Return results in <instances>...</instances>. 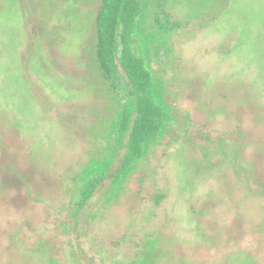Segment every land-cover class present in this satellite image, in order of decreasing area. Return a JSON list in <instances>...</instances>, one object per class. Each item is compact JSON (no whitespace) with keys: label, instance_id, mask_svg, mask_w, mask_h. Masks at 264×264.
<instances>
[{"label":"rangeland","instance_id":"1","mask_svg":"<svg viewBox=\"0 0 264 264\" xmlns=\"http://www.w3.org/2000/svg\"><path fill=\"white\" fill-rule=\"evenodd\" d=\"M142 4L171 119L77 218L83 175L119 164L129 101L96 61L100 0H0V264H264V0Z\"/></svg>","mask_w":264,"mask_h":264},{"label":"trees","instance_id":"2","mask_svg":"<svg viewBox=\"0 0 264 264\" xmlns=\"http://www.w3.org/2000/svg\"><path fill=\"white\" fill-rule=\"evenodd\" d=\"M142 15V0H100L96 18V61L103 79L113 91H117L120 79L125 82L129 101L116 120L115 146L120 151L116 170L111 167L114 157L109 158L86 172L80 187L76 190L72 188L68 199H79L76 207L80 212H76L77 218L82 214L85 218L88 203L104 187L107 188V182H110V188L116 189L123 184L136 165L145 159L149 144L162 137L171 119L169 110L154 97V81L147 58L138 52L136 46L135 33ZM163 198L159 197L160 200ZM71 210L72 207L66 212L72 214ZM148 225L145 223L144 227ZM145 253L147 257L133 264L156 263L154 255L152 259L149 251L145 250Z\"/></svg>","mask_w":264,"mask_h":264},{"label":"flooded vegetation","instance_id":"3","mask_svg":"<svg viewBox=\"0 0 264 264\" xmlns=\"http://www.w3.org/2000/svg\"><path fill=\"white\" fill-rule=\"evenodd\" d=\"M162 200V199H161Z\"/></svg>","mask_w":264,"mask_h":264}]
</instances>
